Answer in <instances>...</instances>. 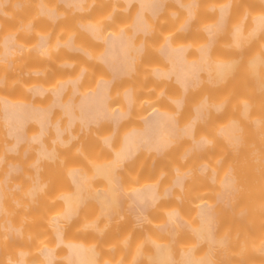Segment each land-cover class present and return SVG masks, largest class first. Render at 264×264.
Instances as JSON below:
<instances>
[{"label":"rangeland","instance_id":"obj_1","mask_svg":"<svg viewBox=\"0 0 264 264\" xmlns=\"http://www.w3.org/2000/svg\"><path fill=\"white\" fill-rule=\"evenodd\" d=\"M185 1L187 0H182L183 3ZM195 1V14L189 26V31L182 30L174 36L171 35L173 41L182 42L188 48L189 55L205 40L207 35L205 34V26L215 20L216 8L221 5L223 0ZM225 1L231 2H229L231 6L228 14L229 20L227 17L229 23L226 24L228 26L225 27L222 34L220 31L213 37L208 53V61L212 67L210 73L213 72L215 67L214 62L230 61L225 76L221 78V76L215 77L214 75L210 79L209 73L205 70L202 71L199 84L193 87L189 94L183 95V110L174 109L178 121L185 123L187 118L190 119L187 116L193 112L194 105L202 99L209 100L210 105H213L211 104L213 102H222V107L220 105L219 109L214 106L210 108V106V109L205 111L204 118L194 125V136L205 135L210 142L201 150H189L191 137L187 136L190 139L178 140L167 152L162 154L163 156L159 160H155L152 156L149 158L148 154L143 153L138 160L132 162L131 166H123L118 169L120 174L118 182L121 181L120 184L124 191L150 183V180H153L151 183L157 181L158 190L162 191V188L165 189L172 181L171 176L175 174L174 167L178 165L179 171L189 169V172L185 171L188 173L186 174L185 189H173L170 195L164 197L162 201L160 200L149 209L142 221L135 222L134 218L126 215L123 206L117 204L110 206L109 213L111 215L106 217L102 213L101 207L96 203L97 206L94 203L95 201L92 202L88 195L91 194V191L100 192L99 190L103 191L105 189L106 192L110 189L106 177L103 175L93 176L95 173L94 168L98 164L101 165L102 161L107 163L109 159H112L111 152L107 151L102 143V138L107 134L111 135V148L112 146L115 147L119 143L118 137L121 132L124 133L126 132L125 129L127 130L128 127L135 125L133 123L136 120L139 122L141 113L143 115L148 108L154 105L170 109L169 106H175L171 101L172 97L181 96V93L177 92L173 86L167 85L165 81H158L153 78L152 71L155 69L153 67L162 65L157 60L156 53L161 40L170 33V30L168 32L167 30L172 29L177 20L185 17L182 8L167 3L164 14L169 19L164 21L160 17V25L155 24V28L158 25L159 27L154 28L152 31L153 39L146 40V53L149 59L143 62L137 61L133 74L113 89L110 101L112 109L120 105L121 93L127 87L134 92L135 98L129 115L117 125L114 129L115 132L112 131V126L106 123L88 129L77 126L71 129L74 136L65 145L52 143V134L47 133L44 141L56 148L55 151H58V154L55 153L58 156L56 155L57 157L55 156L54 160H46L45 166L42 162L39 163L40 167L38 166L37 170L39 168L41 172L36 170L40 178L37 177V179L41 180V184L44 182L46 184H43L40 194H38V191L35 193L36 196L33 195L34 200L26 192L33 184L32 179L33 181L36 179V175L32 173V170L36 169L33 168L35 165L30 161L35 154V146L32 144V146L27 147L26 144H23L19 146L14 155H11L5 147L7 137L0 120V191L2 195L1 202L3 203L0 210V220L2 219L3 223L5 221V225L1 221L0 225L7 227L6 224L10 222L14 227L16 226L15 228L20 227L19 230H21L19 236L20 231L17 236L13 232L9 234L12 237L14 236L12 238L5 234L9 230L6 231L7 228H1L0 226V264H22L14 261L19 257V251L21 250L27 252L25 254V264H41L38 257L39 250L43 245L50 246L52 243V233L50 234L52 228L49 225L51 223L49 220L63 209V195L73 191L71 190L73 184L69 179V172L73 168L89 176L83 182L85 185V200L74 208L75 212L73 210V215L68 221L61 222L62 231L66 240L67 238L74 241L81 239L85 245L92 246L96 251L95 260L98 262L97 264H103L106 260L109 264H159L152 254L155 248V245L153 246L154 242H158V246L162 243L164 247L170 248L171 264H181L178 260L181 249H184V251L185 249L189 250L190 254L197 259H202L204 255L207 257L206 252L209 249L207 242L197 239L189 227L196 225L195 210L196 206L199 205L198 203H202V201L208 203V200L213 204L215 236L225 237V240L227 237L228 239L227 243L225 241L221 245L223 247L225 244L223 248L217 243L211 246V253L208 255V258L214 260L213 262L210 259L211 264H261L263 262L261 258L259 263L257 262V255H260L257 252L261 249L264 250V204L262 203L264 202V29L260 33H256L257 35L254 33L256 36L248 32L249 36L243 37L237 45L232 42L230 36L233 26L240 22L245 29L244 33L249 31L251 19L261 10L263 11V6L258 2L259 0ZM105 2L106 0H89L83 9L84 14L81 18L75 17L70 12H63L56 27L52 24L49 25L40 16L36 8L32 9L25 6L21 12H12L9 7H4L2 14L5 19H0V36L7 33L17 35V42L25 49V52L19 57L15 55L12 72L8 64H0V98H4V96L14 100L27 98L28 86L38 83L39 85L43 84L42 87L47 90L43 95L39 94L34 100L29 94L28 101L46 106V103L48 104L50 101V88L54 86L55 82L61 81L60 79L64 80L67 77L75 78L82 69H84V73L81 89L85 91L88 88L90 89V86L103 73L102 69L96 66L97 59L94 58L98 44H92L93 46L89 47L90 38L84 31L77 32V26L85 25V22L91 20L103 24L100 26V30L104 33L110 31L113 26H121L126 30L129 28L131 12L134 9L132 7L130 11L125 13L122 10V4L118 5L119 2H117L116 6L118 8L115 13H118L117 17L119 16V18L115 19L114 22L105 21L101 23L99 19L102 18L101 15L106 10L107 4ZM47 6L52 7L48 3ZM174 10L176 15L169 16L168 12ZM19 14L24 15L22 20L20 18L16 19ZM213 16H215L214 19ZM103 18L102 20H104ZM10 19H14L13 24ZM29 26H31V31L28 30ZM41 33L52 35V43L57 39L60 41L64 39L65 41L66 37L69 39L74 38L75 46L82 50L85 49L91 57L89 59L84 57L76 59L68 53H60L52 60L54 66L51 68L43 66L44 63L37 64L43 71H46V73L37 74L33 71L37 66L31 50H33L35 41ZM68 38L66 40H69ZM257 56L262 59V61L259 59L260 62L258 61L257 64L256 73L258 75L254 73L256 68H254L253 62L255 60L252 59ZM62 63L70 64L71 69L61 70ZM21 76H30V78L22 83L20 82ZM59 117L60 113L58 111L50 113L51 121ZM231 119H235L240 126V139L236 147L227 148L225 143L223 145L224 141L217 134V127L219 128L222 123L224 125ZM34 129H36V126L32 127V123H29L26 128L28 132ZM100 144L101 146L103 144L102 148ZM115 149L112 148V150ZM11 158L18 159L20 173L16 177L6 179L8 168L7 166H1V164L4 161L7 164L10 163ZM201 165L204 166L203 169H200ZM224 167H227L226 169L232 168L231 171L235 173L234 178H236L237 186L227 199V203L221 206V203L215 199V192L218 186L216 185L217 178L221 175L220 173L224 170ZM211 174L215 176L214 181H211V178L209 179ZM129 187L131 188L129 189ZM172 209H178L181 217L180 220L172 224V230L175 232L173 236L169 233L171 231L166 229V226H171L166 217L167 212ZM160 224L164 226L161 227ZM61 250H64L63 246L56 247L57 256L54 264H65L60 258L62 255L60 254ZM263 255L262 252L261 257Z\"/></svg>","mask_w":264,"mask_h":264},{"label":"bare ground","instance_id":"obj_2","mask_svg":"<svg viewBox=\"0 0 264 264\" xmlns=\"http://www.w3.org/2000/svg\"><path fill=\"white\" fill-rule=\"evenodd\" d=\"M165 1L166 0H117V1L110 0L109 2V0H106L105 2L107 4V6L105 7L106 10L103 13L104 16L101 15L102 18L104 17L103 18L104 20L100 18L99 21L101 20L100 22L104 23L105 21L110 20L109 18H112L113 12L118 8V6H116L117 2H119L118 5L122 4V8L127 7L131 2H133L132 7L134 9H132L131 17H130L131 30L132 31L134 30L135 21L139 17H141L142 20L145 21L143 27L150 28L151 26H153V21L152 19L149 20L147 18V15L144 14L143 11L149 10L150 15H156L157 7L159 6V4H163ZM195 2H196L195 0H190V1L187 0L182 4V6L185 7L187 10L185 12V17L181 20H178L173 25L172 29L169 28L167 30V32L170 30V33L164 36L158 47L161 48L164 45L165 47L167 46L168 51H170L168 52L169 55L167 54L166 56L168 62L166 60L163 66L157 64L159 67L157 66L153 67L155 69L152 71L153 78L157 79V77L161 75L171 76L172 79L178 81L181 84L183 89H185L190 82L196 83L198 79L201 78V75L199 74L200 69H203V71L204 70L207 71L209 73L210 79H212L214 75L215 77L221 76V78H223L230 63V61H223V60L216 61L214 62L215 67L213 68V72L210 73L212 67L208 61L209 51H207V48H209L212 43L213 37L220 31L222 34V32L225 30V27L228 26V25L226 26V24L229 23L227 22V17L229 20L228 14L231 7L230 1L224 2L223 0L221 5L217 6L216 8L217 14L216 13L214 14L216 18L215 16H213V19L215 18V20H213V22H209L210 24H207L205 26L206 30L204 29L206 31L205 34H207L206 35L207 38L205 37L203 43L197 46V49L192 53L193 55L191 54L192 56L189 54L186 55L185 45L182 42L177 43L173 41V39H171V35L172 36L176 35V33L179 30L184 29L190 24V20H191L190 18L195 14V8L191 7V4ZM258 2L261 4V6H263V11L261 10L259 13H257V15H255V17L253 15L254 18L251 19L252 21H250L249 24L250 27V29H248L249 31L244 33L245 29L242 27L241 22L233 26L230 36L232 37V42L234 44L236 45L239 44L243 39V37H247V35L249 36V34H247L248 32L249 33L251 32L253 33L251 35L256 36L264 29V0H259ZM168 13L169 16H172L175 14V10L170 11ZM161 17L163 18L162 20L164 21L169 19V17L165 14L161 15ZM84 24L85 25L83 24L82 25L86 27V31L88 32L89 35L96 38L97 40H101L100 44L96 43L98 44V48L96 50L95 56L92 54V56H94L95 59H98L100 61H103L105 58L108 57L106 55L107 54L106 52L110 50L109 48H111L109 52L110 53L113 52L114 49L111 46L113 45L111 44L112 41L114 40L116 41L118 38H119L118 40L121 41L122 37L124 38L127 37V35H129V33H127L128 29L125 30L121 26L120 27L113 26L110 29V31L106 33L102 31L103 32L102 33L100 30L101 29L100 26H102L103 24L101 25L100 23L94 21L92 22L91 20L90 22L88 21L85 22ZM132 31L130 33H132ZM254 33L257 34L255 35ZM42 34L43 33H41V35H38L39 37H37L38 39L35 41L36 50L33 53L35 58V63L37 66L33 71L37 74H41L44 72L46 73V71H43V69L40 68L37 64L47 63L48 61H52L54 58L60 55V51L56 49V47L60 44H67V41L69 42V40H66V38L68 37L65 38V41L64 39H62L63 41L57 39L52 43L55 49L49 51L48 47L46 46L47 43L45 42V36L47 34H43V35ZM9 37L10 34L7 33L1 36L0 38L1 39L0 58L1 56H3L4 53L9 52ZM118 40L116 41V43L118 42ZM119 43L117 44L114 43V45H118ZM127 45L128 43H126V45H124L123 47L126 48ZM137 45H139V43H137L135 46ZM117 47L118 46H116V48ZM118 50L119 49H117V51ZM120 53L122 54V51ZM121 54H119L120 55L118 57L119 59L121 57ZM126 54L128 55V53H124L123 58H128L127 62L129 64L127 63L128 66L124 64L126 68L124 66L123 67L128 72L130 71V69L133 70L135 67L134 64L132 66V62H133L132 54H129V56H127ZM111 55L114 54L113 53L109 54V57H111ZM256 58H258L257 61ZM129 59L132 60L129 61ZM252 59L256 61L253 62L252 60L253 64L256 66V67L254 66V68H256L254 69L255 70L254 73L258 75V73H256L257 64L259 59L260 61H262V59L258 56L255 57V59L254 58ZM106 61L107 59L104 60V63ZM122 68L121 71H124ZM114 69L116 70V68ZM77 76L78 75H76L75 78H77ZM75 78L67 77L64 78V80L60 79L61 81L58 80L59 82L58 81L55 82L54 86L50 88V93H49L51 94L50 101L48 104L46 103V106L45 105L42 106L40 105V103H38L39 105L37 103L34 104V102L31 103L30 101H28L29 99L25 97L23 99L22 98L21 99L18 98L17 100L15 99L16 101L11 98L10 99L7 97L5 98V96L4 98L3 97L0 98V120L2 122V125L5 127L4 132H6L8 136H11V140L10 141L8 140L6 142L5 147L9 149L18 145L21 142H25L27 144L30 143L29 144L30 146H32V144L35 146V151H34L35 154L33 155L34 158L32 157L30 161H32L36 166L33 167L36 169L34 170L35 172L32 170V173L36 175V177L34 176L36 178L34 179V181L36 180L38 181L34 182L32 179L33 184H31V187H29L30 189L26 192L29 193V195H31L30 196L31 198L33 197V195L36 196L35 193L38 191H39L38 194H40L42 192L43 184H46V182L44 181H43L44 183L42 184L40 183L41 180L39 181L40 178L36 172L37 167L38 166L40 167L39 163L41 162V160H49V161H51L52 159L54 160V157L58 154V151L57 152L55 151L56 148L54 146L53 148L50 144L48 145L46 144L47 142L44 141L47 133L52 132L51 133L52 143L65 145L74 136V132L71 130H62V126H66L67 128H69L74 122L77 121L79 125L84 129H88L89 127L99 125L101 123H106V124H110L112 126V129L114 130L119 124V121L123 117L129 115L131 107L135 102V98L133 94L134 92L128 87L125 90L123 88L124 91H122L121 95L124 97L125 102L120 100L119 101L120 105L112 109L111 105L106 103V97H105L106 85L109 78L103 74L100 77H98V79L96 78L97 80H95V83L92 84V86H90L91 87L90 89L86 88L87 89L86 91L81 89L80 97L76 101L70 102L69 98L65 96L64 98L63 96L60 98V93L64 83L67 80L73 81ZM37 84L36 85L34 84L33 86H28L29 88L32 89L33 94H42L45 90H47L46 88L42 87L44 86L43 84L40 85ZM10 97L15 98L13 96ZM171 100L175 104V106L173 107L172 105L169 106L172 109L171 108L168 109V107L165 109L164 106L160 107L158 105H154L148 108L147 109L148 111L146 110L145 111L146 113L144 112L143 115L141 113L139 117L140 119L138 118L139 122L136 120L137 122L135 121L133 123L135 125L130 126V128L128 127L129 129L127 128V130L125 129L124 131L126 132L124 131H123L124 133L121 132L120 134L121 137L120 136L118 137L119 143L118 145H116L117 147L112 146V148H116L115 150H112L113 152V154H111L112 159L111 160L109 159V162L107 161V163L105 162L103 163L102 161L103 164L101 163V165L96 163L98 165L94 168L95 173L93 174V176L103 175L104 177H106L109 181L110 189L106 192L105 189H103V191L99 190L100 192L91 191V194L88 195L87 193V195L89 199L91 198L90 200H92V202L95 201L94 203L95 204L97 203L101 207V211L106 217H109L111 215L109 213L110 206L117 204L123 206L124 211L127 213L126 215L134 218V221L138 223L142 221L143 217L147 215L149 209L152 206L157 204L160 200L162 201L164 197L170 195L173 189H185L186 187L185 180L187 176L186 174H188L186 172L189 169L187 171L186 169L185 170L181 169L182 171L181 170L179 171L178 165L177 167H174L175 174L171 176L172 181L169 182L170 183L169 186L166 184L167 186L165 187V189L162 188V191L158 190L157 181L151 183V181L153 180H150V183H146L143 185H140V183H138L140 186L135 185L136 187H133L134 186L133 185L132 186L133 188L129 187V189L131 188L129 191L128 190L124 191L122 185L118 182V178L120 176V174L118 173V169L122 168L129 160L134 159L141 152L144 154H148L149 158L153 155L160 156L163 153L167 152L171 148V146L178 141L177 139L180 138L181 136L191 137L189 150L190 149L201 150L205 148V146L210 142V140L207 139L205 135L198 137L193 135L194 125L197 121L204 118L205 111H207L208 109L213 108V106L216 109L217 108L219 109L220 105L222 107V102L217 101L216 103L215 102L211 103L213 105H210L209 100H206L204 98L201 101H199L198 104L194 105V107L192 108L193 112L187 116L190 117V119L187 118L186 119L187 121L185 123H180L176 117L177 116L176 110L174 109H177L175 107H178V105L181 102V99L179 97H172ZM51 106H58L61 109L62 113L66 114V120L64 119L60 121L58 118H56V120H53L52 123L49 124L51 125L52 130L48 132L46 127L48 126V112ZM242 111L245 113L243 109ZM28 120L32 122V127L36 126V129L30 130L31 132L30 131L26 132L24 130V126ZM238 126L239 124L236 122V120L231 119L228 120L227 123H225L224 125L222 123V126H219V128L217 127L218 129L217 134L224 141L223 145L225 143V146H227V148H234L237 146L238 141L240 139L239 138L240 126L239 127ZM85 131H89V130H85ZM110 141H111V135L109 134H107V136L102 138V143L104 144L105 148L106 146H109V148H111ZM179 164L182 165L181 163ZM203 168L204 166L201 165L200 169ZM226 168L227 167H224L223 168L224 170L221 171L220 173L221 175H219V177L217 178L218 180L216 184L218 186L215 192V199L219 203H221V206L227 203V199L235 191L237 186V181L235 182L236 178H234L235 173L231 171L232 168L231 169L229 168L226 169ZM8 169L10 171V169L13 168L10 167ZM38 170H40L39 172H41V169L38 168ZM37 177L39 179H37ZM88 177L89 176L78 172L77 169L74 168L69 172V179L73 184L71 186L73 187L71 190L73 191L70 190L71 193L69 192L63 195L64 198V205H62L64 206L63 209L58 214H56V216L55 215L54 217L51 216L52 218H50L49 220L51 222V223L49 222L50 223L49 225L52 228V232L50 230V234L52 233L51 235L52 243L51 244L49 243L50 246L43 245L41 249L39 248L40 250L38 252L39 253L38 257L40 259L39 261L41 262V264H54L57 256L55 251L57 246L64 247V250L63 251L61 250L60 252V254H62L60 258H62L65 264H97L98 263L95 260L96 251L94 250V248L92 246L89 247L84 243H82L81 239H79V241L78 240L74 241V240H69L67 238V240H69L67 241L64 237L61 226V222L68 221L73 215L74 208H76L78 204L82 203L85 200V194H84L85 185L83 182L85 181L84 179ZM214 177H215L214 174L213 175L211 174V176H209V179L211 178L210 180L214 181ZM177 196L179 197V194ZM1 200L2 199L0 196V209H2L3 206ZM262 203L264 204V202ZM198 204L199 205L196 206V210H195L196 218H197L196 219L197 221H195L196 225L195 226L191 225L189 229L193 232L194 236L197 239L205 240L207 242L209 249L207 250L206 253L210 255L211 253L210 248L213 244L217 243V245L221 246L225 241H226L225 243H227L228 239L226 237L225 240V237L223 235L222 236L224 238L215 236V232H214L215 220H214V211H213L212 202L208 200V203L207 201L205 202L202 201V203L199 202ZM166 218L171 223V226H166V229L168 231H171L169 233L171 236H173L175 232L172 230V224L181 219L180 214L178 213V209L169 210L167 212ZM0 221L3 223L2 219ZM4 223L3 225H5ZM8 223L6 224L7 227L0 225L1 228L2 227L7 228L6 231L9 230L8 233L6 232L5 234L9 235L13 232L16 233L17 236V234L20 231V233L18 234L19 236L21 234V230H19L20 227L15 228L16 226L14 227V225ZM159 226L163 227L164 225L160 224ZM1 231L3 230L1 229ZM154 245H155L154 252H153V248H152L153 253L151 252L155 257L154 259L157 260L159 264H171L172 259L170 257V250H169L170 248L164 247L162 243L161 245L158 246V242L156 243L154 242L153 246ZM223 247H225V244ZM223 247L221 246V248ZM180 251H181V255L179 254L180 257L178 256L179 257L178 260L181 264H211L210 261L211 258L210 257L208 258V255L207 257H205L204 255L202 259H197L193 257V255H191L190 251L187 249H185V251L184 249L183 250L181 249ZM260 251L257 252L258 254H260L257 255L258 257L257 262L259 263V259L261 258L263 259L262 260L263 262L262 261L260 262H262L261 264H263L264 255L261 257V253L262 252L264 253V250H262L261 253ZM26 253L27 252L23 250L19 251V257L16 258V260L14 261L25 264ZM104 262L103 264H109L107 263V260L105 263Z\"/></svg>","mask_w":264,"mask_h":264},{"label":"crops","instance_id":"obj_3","mask_svg":"<svg viewBox=\"0 0 264 264\" xmlns=\"http://www.w3.org/2000/svg\"><path fill=\"white\" fill-rule=\"evenodd\" d=\"M88 1L89 0H0V19H2V20L5 19V16L2 14L4 7H9L12 12L13 11L21 12L22 9L25 6H27V7L32 8V9L36 8V10L39 12L40 16L43 17L49 25L52 24L54 27H56L58 24V21L62 17L63 12H70L75 17L81 18L84 14L83 9H84V7ZM115 1H117V0H115ZM47 3L49 5H52V7L47 6ZM167 3L173 4V6H175V7L178 6V7L182 8L184 10V12L187 11L186 8L182 6V4H183L182 0H166L163 4H159V6L157 7V14L156 15H150L149 10L148 11L144 10L143 13L147 15V18L149 20L152 19L153 26H151L150 28L143 27V24L145 21H143L142 18L139 17L135 21V26H134L133 31L131 30L130 23H129V26H128L129 28H128V30L126 29L128 31L127 33H129V35L126 34L127 37H124V38L122 37L121 41H119L118 40L119 38H118L117 43L120 42L118 45H114V43L117 44L116 43L117 40L112 41L111 44H113V45H111V46L114 49V50L112 49L113 50L112 53L115 56L111 55V57H109V54H112L109 52L111 50V48H109L110 50L109 49H108L109 51L107 50L109 53L106 52L107 53L106 55L109 57V59L106 56L107 58H105V59H107V61L105 63H104L105 59L103 61H100L97 59L96 66H98L100 69H102V71H103L102 74L109 78L107 85H106V96H105L107 104L110 105L111 94H112L115 86L120 85V83L124 79L131 76L133 74V72L135 71V68L133 70L130 69V71H128V72L125 69L126 67L124 66V64L126 66H128L129 63L127 62L128 58H123L124 53H128V55L126 54L127 56H129V54H132L133 62L132 61L131 62H132V66L134 64V67H135V64L137 61L143 62V61H147L149 59L148 54L146 53L147 52L146 51V40L147 39L148 40L153 39L152 31L156 27V25H155L156 23L160 25V17H161V15H163L165 13L164 9H165V6L167 5ZM132 4H133V2H131L127 7L123 8L122 10L125 13H127L132 8V6H133ZM194 4L195 3H192L191 7L194 8ZM95 10L99 11L97 9H95ZM117 14L118 13H115V11H114L112 18H109L110 20H108L107 22H114L115 19H118L119 16L117 17ZM175 15H176V11H175V14L172 15L171 17H173ZM19 18L22 20L24 18V15H22V14L17 15L16 19H19ZM190 19H191L190 20V24H191V22L193 20V16ZM10 20L13 24L14 19H10ZM158 20H159V22H158ZM190 24L187 27H185L184 29L179 30L178 32H180L182 30L185 32H188ZM28 30L31 31V26L28 27ZM82 31H84L86 33V35L91 40L90 44L88 45L89 47L93 46L92 44H96V43L100 44L101 43V40H97L96 38H94L88 34L85 26L84 27L82 25L77 26V32L81 33ZM131 31H132V33H130ZM0 38H1V36H0ZM17 38H18L17 35H10V37H9V52L4 53L3 56H1V58H0V64H8L11 72L13 71L14 64H15V55H17L19 57V55H22L25 52V49L22 48L18 44ZM52 41H53L52 35L47 34L45 36V42L47 43L46 46L48 47L49 51L55 49L54 45L52 44ZM74 43H75V39L70 38L69 42L67 41V44H60L56 47V49H58L60 51V53H68L71 57H75L76 59H82L83 57L86 59H89L91 57L89 52H86L85 50H82L81 48L75 46ZM126 43H128V45L126 46V48H124L123 46L126 45ZM137 43H139V45L135 46ZM116 46H118V47L116 48ZM117 49H119L118 50L119 52L117 51ZM0 50H1V44H0ZM35 50H36V46H34L33 50H31V52L34 53ZM121 51H122V54L120 53ZM166 51H167V53H166ZM207 51H209V48H207ZM168 52H170V51H168L167 46L165 47V45L162 46L161 48H158V51L156 53V58L160 63H162V66L165 64V62L167 60L166 56H167ZM185 53H186V55L189 54L187 47H185ZM119 54H121L120 59L118 58L120 56ZM130 60H132V59H129V61ZM167 62H168V60H167ZM116 63H117V65H116ZM43 66H47L48 68H51L54 66V63L52 61H48L47 63H44ZM114 68H116L117 71ZM121 68L124 71H121ZM60 69L64 70V71L70 70L71 66H70V64H63V66H61ZM202 71H203V69L199 70L200 75H201ZM83 73H84V69L81 70V72L79 73L77 78H75L73 81L67 80L64 83L62 90H61V93H60V98L62 96L64 98V96H65V97L69 98L70 102H74L80 97V89L82 86ZM29 78H30V76H21L20 82L23 83V82L27 81V79H29ZM200 79H198V81L196 83L190 82L186 86V88L183 89L181 84L178 81L172 79L171 76L161 75V76L157 77L158 81H165L167 85L173 86L177 92L179 91L181 93V96L179 97L181 99V102L178 105V107H176V108H179L180 110H183V95L189 94L191 89L199 84ZM28 90L29 91H27V99L29 98V96H28L29 94H31V97L33 100H34V98L38 97L39 94H33L31 88H28ZM44 93H45V91L42 93V95ZM66 95H68V96H66ZM120 100L125 102L124 97L122 95L120 97ZM31 103H33V102H31ZM172 103H173V101H172ZM55 111H58L60 113V117L58 118L60 121H62L64 119L66 120V114L62 113L61 109L58 106H51V108L49 109V112H48V126L46 127L48 132H50V129L52 130L51 125H49L52 123V121L50 119V113H53ZM126 117H123L119 121V123L122 122V120L125 119ZM29 123L31 124L32 122L28 120L24 126V130L26 132H28V130H26V128H27ZM1 124H2V122H1ZM77 126H80L78 121L74 122L69 128H67L66 126H62V130H71L72 128H76ZM4 130H5V127H4ZM71 131H73V130H71ZM112 131L115 132L116 130H112ZM65 134H66V132H65ZM5 136L7 137V141L11 140V136H8L6 134V132H5ZM180 138L181 139H187L189 137L181 136ZM180 138H178L177 140H179ZM23 144H26L27 147H30V145H29L30 143L27 144V143L21 142L12 148H9V149L6 148V149H7V151L10 152L11 155H14L17 152L19 146H22ZM106 148H107V151L112 152V149L109 148V146H106ZM111 154H113V152ZM142 154L143 153L141 152L134 159L129 160L124 166H131L132 162L138 160ZM161 156H163V155H160V156L153 155L152 157H154L155 160H159L161 158ZM41 162H42L43 166L46 165V160H41ZM1 166H7V168H10V167L13 168V169H10V171H9V169L6 170V176H5L6 179L16 177L18 175V173H20V169H19L20 165L18 163L17 158H11L10 163H8V164L4 161L1 164ZM120 183H121V181H120ZM0 196H2L1 191H0Z\"/></svg>","mask_w":264,"mask_h":264}]
</instances>
